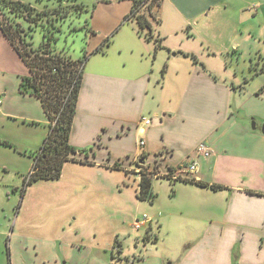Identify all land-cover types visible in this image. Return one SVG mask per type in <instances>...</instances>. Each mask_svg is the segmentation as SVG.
<instances>
[{
    "label": "crops",
    "instance_id": "0c3cea01",
    "mask_svg": "<svg viewBox=\"0 0 264 264\" xmlns=\"http://www.w3.org/2000/svg\"><path fill=\"white\" fill-rule=\"evenodd\" d=\"M75 1L86 7L84 22L94 34L85 31L90 56L70 143L94 152L68 162L83 169L74 173L67 164L63 179L39 180L23 194L29 175L6 183L3 194L0 189V264H264V55L248 75L229 63V57L242 58L244 46L263 52L264 0H163L156 19H149L151 41L127 21L132 0ZM4 67L19 70L15 84L0 85L4 127L7 121L40 126L24 137L0 135V171L15 163L29 171L49 120L38 98L20 92L29 70L0 30ZM203 143L212 150L208 158L197 154ZM143 153L158 165L151 176L155 200L137 198L132 218L113 220L109 231L101 225L90 236L97 243L91 242L83 231V202L70 209L74 221L81 220L75 226L54 188L71 189L61 181H77L89 202L113 190V174L122 172L138 185L137 197ZM192 161L199 164L197 174L186 170ZM138 211L153 219L139 231L133 226ZM135 240L136 251L130 250ZM114 242L122 244L118 259L111 254Z\"/></svg>",
    "mask_w": 264,
    "mask_h": 264
},
{
    "label": "trees",
    "instance_id": "16d2710c",
    "mask_svg": "<svg viewBox=\"0 0 264 264\" xmlns=\"http://www.w3.org/2000/svg\"><path fill=\"white\" fill-rule=\"evenodd\" d=\"M57 1L55 8L39 10L21 1L0 0V30L29 70V75L21 78L20 92L38 98L49 120L48 135L34 157V170L25 183L23 194L39 180H59L66 163L76 161L80 156L88 158L94 152V147L78 149L70 143L83 86L84 65L90 54L84 51L82 58L74 59L66 52L65 46L59 47L61 36L74 37L83 31L91 35L94 33L89 29L88 21L84 24L80 22L88 14L83 4L77 1L71 4L70 0ZM132 1L133 9L127 21L135 23L145 39L153 40L149 19H156L155 12L161 8L163 0ZM146 158L143 153L141 159ZM151 165H138L142 172L137 198L149 203L156 198L151 192V176L158 171V165ZM119 168L117 163L115 169ZM182 180L205 186L195 179ZM209 187L223 189L214 185Z\"/></svg>",
    "mask_w": 264,
    "mask_h": 264
},
{
    "label": "rangeland",
    "instance_id": "374dc122",
    "mask_svg": "<svg viewBox=\"0 0 264 264\" xmlns=\"http://www.w3.org/2000/svg\"><path fill=\"white\" fill-rule=\"evenodd\" d=\"M27 2H30L31 4H33L35 8L39 10H43L46 7L55 8L58 5L57 0H27ZM73 2H76V1L70 0L71 4ZM86 17L87 15H84L83 18L80 19L81 24L84 23V21L86 20ZM247 31L245 28H242V32L244 35H247ZM85 35H86L85 31H83V32L77 33L76 36L74 37L72 36L66 37V35L61 36V43L59 44V47L61 48L65 46L66 52L69 53L70 56H73L74 59H80L84 56V49L87 47L86 42H85L86 40ZM242 48L243 50L241 49L240 51V52L243 51L242 58L240 60H238L237 58L236 59L234 58L233 60H231V57H229V61H230L229 63L235 66L234 68H236L239 71V74L240 73L242 74V71L244 69L246 71V74L248 75L250 74V66L252 64L255 67L256 66L258 67L259 62L261 61L260 55H264V43L262 46L263 52L261 54L259 51V46L255 47V44H252L251 47L248 45ZM114 58L117 59V56H115ZM176 62H173V63H176ZM18 75H19V70L17 71L15 69H10L6 67L0 69V85L7 84L11 86L12 84H15V80H17ZM1 117L2 115L0 114V135H6V134L15 135V133L17 134L22 133V136L24 137L26 136L27 132L35 133L39 131V128L37 127L40 125L36 123L26 124V123H23L24 121H22V124H18L16 121L8 122L6 120L8 123L7 124L8 126L4 127V124L2 122H4L5 120H2ZM255 123L259 128L261 127V125H259L257 121H255ZM46 132L48 135V132H49L48 127L46 128ZM23 133H25V135ZM17 136H20V135H17ZM22 136L19 138H22ZM0 145H4L2 144V141ZM15 164H16L15 167H12V166L9 167V172L7 173L2 170L0 171V177L5 176V183L4 184L0 183V186H1L0 189L1 190L3 189L2 194L4 191L7 190L5 188L7 186L6 183H11L12 185L19 184V180L21 178L28 177L31 171L34 170V166H33L31 167L29 171H21L22 166H20L18 163H15ZM65 165H67V168L72 170L74 173L78 172V169L79 170L83 169V167L77 166L72 163H66ZM113 175H114L113 180L117 181L118 185H116V183L114 182L113 190L110 189L104 192H100L98 194L95 193L94 198H92V200H90L89 202L86 200L83 201L84 199L83 192H85V190L83 188V185L80 187L77 181H68L64 179L61 182L65 184H68V183L71 184V189L63 188L60 186L59 188H54L53 190L54 196L59 197L56 199L60 201L62 206L69 209L67 211H70V209L74 210L75 206H77L81 201L83 202V231L87 232L89 239L93 243L94 242L97 243L96 238L90 237L96 234L95 229H98L101 227V225L105 224L104 228H106V231H109L110 227L108 224L111 223L113 225L114 223L113 220L119 219V222H121L122 218L124 217L126 219H128V217L132 218L133 215L136 214L137 212L134 206L139 203V200L136 197V190L138 188V185L134 184L133 180L130 181L131 179L129 180L126 177V175L122 172L114 173ZM61 178L63 179V177ZM65 189H68L70 192H66ZM101 200L103 201L101 202ZM138 212L141 218L145 215L143 211H138ZM77 214H79V212H77ZM66 215L69 218H72L75 226L80 224L81 220L74 221L75 215L74 213L72 214L71 211L70 213H66ZM78 218L80 219V216H78ZM99 235L101 236L99 240L102 242L103 245H105V234H104L103 229ZM119 240H120V243H122L123 245L126 242V240L123 238H119ZM167 242L170 243V238H167ZM120 243L119 244H116V242L113 243V246L115 244V247L111 251V254L113 255V258L115 259H118L122 254V252L119 251V249L121 250L122 248L120 247V245H122ZM135 243H136V240L131 245L130 250L136 251ZM106 246L107 245H105V247ZM143 246L144 244L141 243V248ZM106 251H107V254L111 255L109 250H106ZM141 252H142V249L138 251L139 254Z\"/></svg>",
    "mask_w": 264,
    "mask_h": 264
},
{
    "label": "built area",
    "instance_id": "2783aa9c",
    "mask_svg": "<svg viewBox=\"0 0 264 264\" xmlns=\"http://www.w3.org/2000/svg\"><path fill=\"white\" fill-rule=\"evenodd\" d=\"M2 105V101L0 100V107ZM143 122L147 125H150L151 124V120L149 119H143ZM140 147L141 149L144 147V142L141 141L140 142ZM197 154L199 156H203L205 158H208L212 155V150L206 145V144H200L199 147L197 148ZM198 169H199V164L197 161H192L188 167L186 168V170H188L189 173H193V174H197L198 172ZM141 172H142V169H140ZM140 172V173H141ZM32 174V173H31ZM30 174V175H31ZM158 176V175H157ZM174 180H177V179H183V177L181 175H176L174 177H172ZM185 179H195V177H191V178H187L185 177ZM151 222H153V219L148 217L147 215H144L142 218L140 219H136L134 222H133V226L135 228V230L139 231L141 230L142 228H144L146 225L150 224Z\"/></svg>",
    "mask_w": 264,
    "mask_h": 264
},
{
    "label": "water",
    "instance_id": "95a60500",
    "mask_svg": "<svg viewBox=\"0 0 264 264\" xmlns=\"http://www.w3.org/2000/svg\"><path fill=\"white\" fill-rule=\"evenodd\" d=\"M262 134L264 135V125L262 126ZM150 164H151V162L148 161L147 159H141L139 161V165H141V166H148Z\"/></svg>",
    "mask_w": 264,
    "mask_h": 264
}]
</instances>
